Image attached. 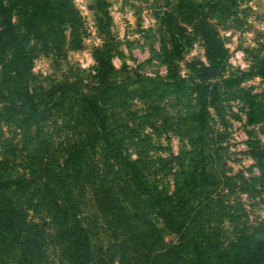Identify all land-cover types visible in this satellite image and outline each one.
<instances>
[{
  "label": "trees",
  "instance_id": "16d2710c",
  "mask_svg": "<svg viewBox=\"0 0 264 264\" xmlns=\"http://www.w3.org/2000/svg\"><path fill=\"white\" fill-rule=\"evenodd\" d=\"M71 1L0 0V131L2 125L12 124L28 140L21 172L10 173L12 167L0 162V252H7L9 264H45V227L49 226L59 264H94L73 196V189L85 183L112 223L114 235L127 232L136 252L132 264H264V223L227 242L198 223L200 206L183 191L191 194L200 175L207 178L203 169L197 175L178 165L167 192L154 179H147L138 158L130 159L123 152V130L117 128L119 119L113 112L111 117L108 105L118 95L127 96L128 90L124 81L114 80L104 49H93L95 82L88 88L70 82L48 87L32 83L33 46L27 36L56 32L75 15ZM204 2L178 0L181 20L191 26L189 31L171 12L161 19L172 51L189 45L191 32L201 38L206 64L190 61L188 74L170 71L166 82L167 92L188 104L189 132L200 141L206 139L208 109L220 93L218 81L228 86L231 80L220 77L226 50L205 15ZM14 15L21 20L23 32L15 28ZM254 70L264 77V55ZM141 81L145 86L146 80ZM254 100L246 97L251 106ZM29 189L48 218L45 225L24 217L21 202L30 201ZM166 233L175 234V240L164 242Z\"/></svg>",
  "mask_w": 264,
  "mask_h": 264
},
{
  "label": "rangeland",
  "instance_id": "374dc122",
  "mask_svg": "<svg viewBox=\"0 0 264 264\" xmlns=\"http://www.w3.org/2000/svg\"><path fill=\"white\" fill-rule=\"evenodd\" d=\"M204 1L205 15L226 50L220 77L231 79L228 86L218 81L220 93L208 109L204 141L189 132L188 104L167 92L170 71L186 75L188 62L206 64L198 34L191 32L189 45L179 51L171 49L161 21L165 12L174 14L185 30L191 29L181 20L178 0H72L75 15L56 32L27 36L33 46L30 72L32 83L43 87L70 82L85 89L95 82L93 49H104L114 80L124 81L128 90L127 96L118 95L108 105L111 117L119 119L117 128L123 130V152L130 159L138 158L147 179L167 192L178 165L197 175L203 169L207 178L200 175L197 187L183 195L200 206L197 217L204 230L227 242L264 223V77L254 70L264 55V0ZM13 22L19 33L24 31L15 15ZM141 80H146L145 86ZM248 95L255 99L252 106L246 102ZM26 137L12 124L1 127L0 162L12 167L10 173L23 169ZM28 191L30 201L21 202L25 219L47 224L34 190ZM73 196L94 264H132L136 252L127 232L114 235L88 185L74 188ZM45 230V264H59L53 231L49 226ZM175 238L173 233L163 236L164 242ZM0 259V264L11 263L5 251L1 250Z\"/></svg>",
  "mask_w": 264,
  "mask_h": 264
}]
</instances>
